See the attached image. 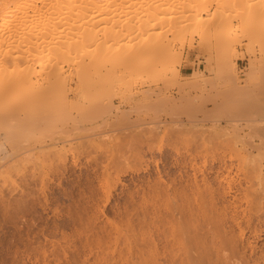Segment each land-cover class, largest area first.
I'll use <instances>...</instances> for the list:
<instances>
[{"label": "rangeland", "instance_id": "1", "mask_svg": "<svg viewBox=\"0 0 264 264\" xmlns=\"http://www.w3.org/2000/svg\"><path fill=\"white\" fill-rule=\"evenodd\" d=\"M7 1L11 3V0ZM134 1L136 0L130 2ZM8 2L7 8L12 6ZM212 10L206 13L208 16L203 14L201 19H210L211 14H216ZM175 15L174 17H178L181 13ZM178 19L181 22L185 18ZM208 35H201L203 39L201 36L188 35L184 45L176 44L174 60L172 58L170 63H173L172 66L169 63V67L158 65L156 69L154 67L149 70V73L128 76L127 70L125 73H116L101 69L92 79L97 83H92L89 98L82 93L84 89L75 90L77 95L75 91L71 95L68 90L63 95V101L66 102L61 104L57 101L54 103L57 107L51 104V110H48L50 106L47 104L48 108L45 105L32 107L30 111L35 116L34 121L39 120L38 122L26 125L24 122L33 119L31 113H28V118L23 115L24 117H18L19 120L1 124L0 264H81L82 261V264H119L120 261V264H140L138 247L143 242L145 244L142 239L148 238L149 233L145 231V235V229L137 231L138 228H130V216L127 215L135 213V209L132 211L134 206L140 209L139 204L144 198L148 200L146 197L150 194L147 190L149 186L155 185L153 183H157L154 181L171 184L174 180L175 187L180 188L179 183L176 185L179 181L181 187L186 185L187 191V182L192 180L190 177H196L200 181L199 185L206 183L211 187L214 185L216 189L217 185L222 184L223 187L218 188L220 191L229 186L231 196L227 198L226 195L223 201L222 196L218 197V205L222 202L225 205L224 202L232 201L231 197H238L240 209H247L248 203L253 202L249 199L253 195L243 193L245 189L252 192L264 185V179L261 178L264 177V143L259 148L264 142L261 137L264 132V103L261 102H264V68L261 69L260 64L264 51L257 42H250L244 37L233 51L227 53L222 51L223 48L213 45L215 40L212 33ZM143 59V56L139 57V63H144ZM108 72L111 76L106 75ZM98 75L101 80L104 75L109 76L113 82H106L109 80L107 77L106 81L101 82ZM112 76L118 77L117 82ZM71 84L75 86L73 82ZM53 110L57 112L54 113ZM18 122L24 124L25 128L21 125L17 128L15 125ZM233 143L235 144L232 145ZM254 143L259 144L257 147L260 150L257 147L255 150L252 146ZM148 147L151 148L148 150ZM237 149L240 150L237 152ZM55 151L61 153L58 156L60 160L56 158L58 154ZM233 152L238 157H234ZM221 160L225 163H221ZM252 166V173L256 171L258 175L250 172ZM255 166L260 172L255 170ZM220 170L222 173H219ZM248 170L251 174L247 175L253 178L252 181L244 178ZM159 172H163V176ZM164 174L170 176L166 177L167 183ZM158 176L161 179L156 180ZM230 177L232 182L226 184ZM207 178L203 183L200 180L205 181ZM218 178H221L222 183ZM175 179L178 180L176 183ZM168 180L172 182L169 183ZM146 187L148 189L143 192ZM239 187L245 189L240 193ZM254 207L255 204H251L248 209L252 210ZM261 207L260 212L264 205ZM256 208L259 207L254 209ZM254 209L248 210L252 215L247 210L245 213L254 216L253 221L257 224L256 215H264V210L263 214L256 211L253 215ZM124 210L132 212L128 214ZM132 218L134 220L136 216ZM258 227L264 232V226ZM129 229L134 230L129 233ZM156 238L158 237H153L157 245ZM255 240L259 242L258 246L264 248V236ZM144 244L142 246L146 247ZM158 246L161 247L160 244ZM125 247H130L132 254L129 255ZM144 247L140 248L145 250ZM154 248L153 243L150 250ZM239 248L248 253L246 248L242 249L241 244ZM113 250L119 254H123L125 250L123 259L129 258L126 262H130L125 263V259L120 260L121 258L118 261L116 256L119 257ZM120 250L123 252L120 253Z\"/></svg>", "mask_w": 264, "mask_h": 264}, {"label": "bare ground", "instance_id": "2", "mask_svg": "<svg viewBox=\"0 0 264 264\" xmlns=\"http://www.w3.org/2000/svg\"><path fill=\"white\" fill-rule=\"evenodd\" d=\"M130 1L131 0H11V3H9L7 0H0V126L2 123L13 122L15 119L19 120L18 117L20 116L25 115L27 117V114L29 113L30 115V110L35 105H45V107L48 105L50 109L48 107L46 108L51 110V108H53L51 104L56 106L54 103H57V101H60L61 104L62 102H66V100L63 101V95H65L68 90L71 91L72 95V91L79 90V88L80 91L84 89L82 93L85 95L87 94L85 97L89 98L92 83L96 82L92 79L101 69H105L109 72L123 71L122 73H125V70H127L129 73L127 72L126 76H128V74L134 73H149V70H153L154 67L156 69L158 65L161 67H169V64L172 62L171 59L174 56L175 45H184L188 35L191 37L192 35H197L199 37L212 33L215 40L213 41V45L217 48H223V50H221L224 52L227 51V53L228 51L229 53L233 51L235 46L246 37L245 39H249L250 42H257L264 51V0H136L134 3ZM7 2L8 4H12V6L7 8ZM212 9L215 10L213 11ZM211 10L213 11L212 13L216 12V14H211L210 19H201L203 14L206 15V13H210ZM177 13H181V15H178L179 18L185 19H182L183 21L180 22L181 19L174 17ZM158 30L161 31L160 34H158ZM156 31L158 36L155 35ZM210 35L211 34L208 35L209 38L211 37ZM242 37L243 39H241ZM141 56L144 57L143 61H145L142 64L139 63V57ZM260 64L262 65L261 69L264 68V57L260 59ZM172 65L170 64V66ZM109 72L104 74L108 75L110 74ZM174 72L175 70L173 69V73ZM106 75H104L103 81H106ZM99 76L100 75H98V77ZM113 77L115 78V76H112V79H114ZM120 77L122 79L123 74ZM107 78L109 79L110 77L108 76ZM117 78L118 77L115 78L116 82ZM99 79L102 82L101 76ZM121 79L118 80V83ZM110 80L111 79L106 82H113ZM124 80L125 79H123V81ZM72 82L75 84L74 87L71 84ZM101 82L100 84L103 85ZM70 86L72 88H70ZM74 93L76 94V91ZM248 98L250 97L248 96ZM250 99H252V97ZM261 102L264 103L263 101ZM60 103H58L59 108L61 106ZM254 104L255 102H253V105ZM88 105L90 106L89 103ZM253 105L252 107H254ZM89 106L86 107L90 110ZM63 107L64 104L61 110ZM54 109L57 110L58 108ZM69 109L71 108L69 107ZM91 109L93 110V108ZM248 109L250 110V108ZM56 110H53V112L56 113ZM61 110L59 109V111ZM59 111L58 113H60ZM32 113L30 116H32L33 119L31 118L29 120L27 117L26 119L31 123L28 124L29 121L24 122L27 123L26 125H32V123L35 122V116H33ZM259 114H261V112ZM38 121L39 120L36 122ZM18 123L15 125L18 126L17 128L21 125L20 122ZM262 130L264 131V129ZM263 134H261L262 140L264 139ZM211 135L213 136L214 134ZM173 136L174 135H172V137ZM146 137L148 138V136ZM149 139H152V137ZM141 141L143 142L142 139ZM260 143L261 142H259V144ZM263 143L262 141V145L260 144L259 148L263 147ZM234 144L235 143L232 145ZM258 145L254 143L252 146L256 150ZM227 146H225V148ZM150 148L148 147V150ZM259 148L257 147V149ZM243 149L241 151H243ZM198 150L200 149L198 148ZM239 150L240 149H237V152ZM229 151H232V149H229ZM58 153L55 151V154ZM211 153L213 154V151H211ZM60 154H58L56 158L59 159L58 156H61ZM233 156L235 157L236 153H234ZM228 157L230 156L228 155ZM260 158L262 159V157ZM222 160L221 163L224 162H222ZM185 164L186 163L183 165L187 166ZM255 167V170L260 172L258 169L259 165ZM253 168L254 166L247 169L252 173ZM185 172L187 173V171ZM224 172H226V170ZM248 172H244L245 177L243 176L245 179L247 178V180L250 178L249 174H251ZM159 173L162 174L163 172ZM219 173H222V171ZM255 173L258 175L256 171ZM167 176L168 175H166L165 178L163 177L166 183L168 179H166ZM191 176H193V174H191ZM159 177L160 176H158L156 180L161 179ZM197 177L200 178L199 176ZM225 177H227V175H225ZM190 178H192V180H186L188 181L187 186H189L188 191L185 189L186 185L184 188L183 186L181 187V183L176 179L175 183L178 181L176 185L179 183L180 185L178 186L180 188L175 187L174 180L172 182L170 181L171 179L168 180L169 183L172 182L171 184H165L164 181L161 183L159 182L160 180L154 181L157 182L153 183L155 185H152L150 182L152 186H149L150 188L147 190L150 195L146 197L148 200L144 198V201L139 204L140 209L131 206L132 211L135 209L133 211L135 213L130 215H127V213L129 214V212L132 211L127 210V212L124 210L127 212L125 214L130 216L128 219L131 221H129L131 225L130 228H138L137 231L145 229L143 232L147 231L149 233L148 238L142 236V241H145V244L144 242L143 244L146 247L142 246L143 244L140 247H144L145 250L138 247V254L140 253L141 258L140 264H264V248L258 246L259 242L255 240L264 236V232L258 227L264 226V215L259 216L257 213L258 211L260 212L259 209H262L260 206L264 205V202L262 203L261 201L264 200V185L263 187L254 188L255 190L252 192H248L245 188H242L245 189L243 193H251L250 195H253L250 196L251 198L249 199L253 200L255 207H259L256 208L257 210L254 209L255 207L253 208V215H255L256 211L258 215H256L257 219L255 221H257V224H255L253 221L254 216L251 217L245 213V210H247L251 204L254 205L252 201L251 203L248 199V202H250L248 205H250H247V209H244L245 207L240 209L241 206L238 204V197H231L232 201L230 200L227 203L224 202L225 205H223V202L221 205H218V197L220 198V196H222V201L226 195L228 198L231 187L228 186L226 188L224 185L225 188H222L220 191L218 188L223 187L221 186L222 184L217 185V189L213 185V187H215L214 189L208 186L209 184L203 183L206 182L208 178L205 179V181L200 179L203 183L202 185H199L200 181L198 182L196 177ZM261 178L264 179V177ZM257 179L258 181L260 180L259 176H257ZM263 179L260 181L261 186ZM219 180H221V178ZM230 180L226 184H229V182L231 183L232 180ZM224 181L226 180L224 179ZM185 183L183 182V184ZM248 186L247 189H249ZM146 189L148 188L146 187L142 191L144 192ZM242 189H239L240 193ZM248 210L247 213L252 211ZM262 211L260 212L261 214H263ZM132 216H136V219L133 220ZM133 230L134 229H129V233ZM147 232H145V235ZM247 234L248 236H246ZM132 236L131 234V237ZM153 237H158L156 240L157 243L161 245L160 248L158 244L156 245L155 238L153 239ZM250 238H252V240ZM153 243L155 244V248L154 250H150L151 244ZM240 244L243 250L245 248L247 249V254L245 253L246 250L240 251ZM109 248L108 246L107 249ZM125 248L129 255L132 254V250L129 249L130 247ZM114 252L113 250V253ZM119 252L121 253L123 250ZM124 252L123 254H119L118 252H116L117 254L114 253L118 255L119 258L116 256L118 261L120 258V260L123 259ZM124 259L125 263L128 262H126V259L129 260V258L126 257ZM83 262L84 261H82V263Z\"/></svg>", "mask_w": 264, "mask_h": 264}]
</instances>
